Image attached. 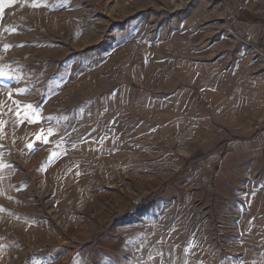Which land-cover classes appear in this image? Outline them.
Instances as JSON below:
<instances>
[{
	"label": "crops",
	"instance_id": "crops-1",
	"mask_svg": "<svg viewBox=\"0 0 264 264\" xmlns=\"http://www.w3.org/2000/svg\"><path fill=\"white\" fill-rule=\"evenodd\" d=\"M206 14L209 24L181 38L165 57L163 72L140 89L118 85L93 100L101 135L104 118L147 119L148 137L164 142L154 151L166 155L161 162L125 156L135 148L121 146L122 135L112 140L111 152L108 141L83 140L74 131L61 141L59 126L44 112L9 115L0 104V264H166L160 252L167 240L175 244L168 250L175 263L196 264L208 250L216 214L243 239L232 246L242 255L219 264H264L258 252L243 247L252 234L256 247L264 245V216H257L264 215V193H251L253 180L211 178L209 201L207 194L197 195L205 202L201 210L167 204L188 201V195L172 192L175 185L204 187L215 171L264 169V0H216ZM109 157L122 172L117 187L93 193L103 178L86 171L107 169ZM238 185L246 186L242 194L234 193ZM47 187L55 193L46 195ZM45 200L47 214L65 226L64 243L48 257L32 255L23 236L12 237L27 233L29 219L43 218ZM253 202L259 205L252 213ZM40 222L35 233L42 232Z\"/></svg>",
	"mask_w": 264,
	"mask_h": 264
},
{
	"label": "rangeland",
	"instance_id": "rangeland-1",
	"mask_svg": "<svg viewBox=\"0 0 264 264\" xmlns=\"http://www.w3.org/2000/svg\"><path fill=\"white\" fill-rule=\"evenodd\" d=\"M214 1L0 0V71L5 73L0 76V104L9 115L44 112L47 119L59 126L61 141L67 139L68 132L74 131L75 137H83V140L108 141L111 152V148H115L111 145L112 140L122 135L126 138L121 146L135 148V153L125 156L139 163L161 162L166 155L154 151L164 142L148 137L147 119L141 124L139 117L132 114L120 122L114 118L105 121L104 118L101 135L100 119L95 118L99 105L93 100L110 94L118 85L140 89L149 76L158 70L163 72L165 57L170 59L169 51L179 48L181 38H189L191 32L204 28L203 23L209 24V17L202 13L210 11ZM4 45H9L6 51ZM173 153L171 155L175 157ZM106 164L107 169L86 171L91 176L103 178L101 186L92 187L93 193L105 189L113 193L117 187L115 179L120 178L121 169L119 167L117 171L111 157ZM225 177L251 179V193H264V169L233 168L223 174L213 172L204 187L173 186L172 192L188 195V201L167 204L173 209L184 205L189 211L201 210L205 202L197 195L207 194L209 201L210 179L217 182ZM80 188L77 187V192ZM233 188L234 193L242 194L246 186ZM45 193L50 195L55 190L47 187ZM49 204L46 200L43 203L45 214L42 219H29L26 234L12 235L16 240L23 236L21 239L26 240L32 255L41 253L48 257L54 253L56 256L57 243H64L62 228L65 226L60 219L47 214ZM115 204L123 205L120 209L126 210L125 203L117 200ZM242 205L237 202V206ZM252 205L253 213L259 204L253 202ZM260 215L264 216H257ZM40 220L42 232L35 233ZM212 222L207 236L208 250L199 256L196 264H219L229 257L242 255V248L232 246L235 242L242 243L243 239L238 240L240 234H235L234 227L225 217L216 214ZM17 225L21 224L17 222ZM252 226L254 230L256 227ZM250 236L243 247L246 245L248 252H258L264 258V245L256 247L258 236ZM174 245L167 240L160 252L166 264H177L168 251ZM238 249L240 251H236Z\"/></svg>",
	"mask_w": 264,
	"mask_h": 264
},
{
	"label": "snow or ice",
	"instance_id": "snow-or-ice-1",
	"mask_svg": "<svg viewBox=\"0 0 264 264\" xmlns=\"http://www.w3.org/2000/svg\"><path fill=\"white\" fill-rule=\"evenodd\" d=\"M32 6L35 7V6H38V5L33 4ZM8 48H9V45H4V49H5V51H6ZM2 75H5V73H4L3 71H0V76H2ZM9 96H11V93H9ZM28 107L31 108L30 105H29ZM25 115H27V114H25ZM29 120H30V122H35V121H32L30 117H29ZM2 123H3V122H0V124H2ZM37 139H43V142H45V143L48 142V140H47V136H43L42 134H38V135H37ZM52 156L55 158L56 156H58V153H52Z\"/></svg>",
	"mask_w": 264,
	"mask_h": 264
}]
</instances>
